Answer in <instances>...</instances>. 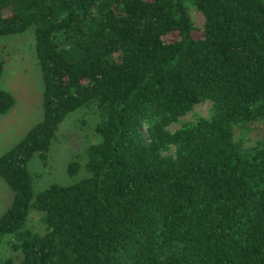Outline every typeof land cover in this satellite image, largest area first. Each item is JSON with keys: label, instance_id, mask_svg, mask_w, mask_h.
I'll return each instance as SVG.
<instances>
[{"label": "trees", "instance_id": "obj_1", "mask_svg": "<svg viewBox=\"0 0 264 264\" xmlns=\"http://www.w3.org/2000/svg\"><path fill=\"white\" fill-rule=\"evenodd\" d=\"M29 28L44 114L0 157V264H264V0H0V37ZM84 107L96 141L35 193L31 159Z\"/></svg>", "mask_w": 264, "mask_h": 264}, {"label": "rangeland", "instance_id": "obj_2", "mask_svg": "<svg viewBox=\"0 0 264 264\" xmlns=\"http://www.w3.org/2000/svg\"><path fill=\"white\" fill-rule=\"evenodd\" d=\"M193 15L197 24L194 33L201 35L200 16L196 10ZM164 38L170 42L176 38V34ZM0 58L6 62L2 88L11 91L16 98L15 107L4 118L0 117L1 157L43 119L44 80L36 58L33 29L1 36ZM211 105L210 102L196 105L194 111L187 115V119L207 116ZM95 124L96 115L87 107L79 108L66 117L57 131L45 162L39 154H35L29 163L35 193L52 184L68 185L73 181L68 173L69 164L82 160L88 145L96 141L98 135L94 130ZM261 133L264 132L259 127L253 132L254 138L257 139ZM13 196V191L0 176V216L11 206ZM2 254L4 252L0 250V256Z\"/></svg>", "mask_w": 264, "mask_h": 264}, {"label": "crops", "instance_id": "obj_3", "mask_svg": "<svg viewBox=\"0 0 264 264\" xmlns=\"http://www.w3.org/2000/svg\"><path fill=\"white\" fill-rule=\"evenodd\" d=\"M4 116H6V114H5V115H3V118H4Z\"/></svg>", "mask_w": 264, "mask_h": 264}]
</instances>
